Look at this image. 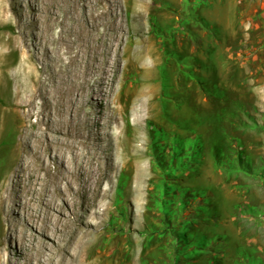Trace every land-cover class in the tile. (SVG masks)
Masks as SVG:
<instances>
[{
  "label": "rangeland",
  "instance_id": "1",
  "mask_svg": "<svg viewBox=\"0 0 264 264\" xmlns=\"http://www.w3.org/2000/svg\"><path fill=\"white\" fill-rule=\"evenodd\" d=\"M38 1L47 11L49 0L28 8L0 0V38H26L25 50L47 75L59 69L43 58L60 28L50 29L49 12L31 9ZM76 1L86 11V53L77 64L97 76L84 99L75 90L63 104L51 88L33 89L34 104L16 114L25 116L16 128L26 133L16 137L2 129L17 106H7L0 83V187L15 150H24L27 165L9 214L16 230L7 234L0 209V264L8 257L45 264L35 245L48 237L55 253L85 223L92 231L86 264H264V0ZM2 49L11 52L0 41ZM183 58L193 64L183 66ZM176 143L182 150H173ZM237 149L253 174L241 169ZM188 150L192 158L181 161ZM52 180L62 190L53 189L43 232L27 216L44 217L29 185Z\"/></svg>",
  "mask_w": 264,
  "mask_h": 264
},
{
  "label": "bare ground",
  "instance_id": "2",
  "mask_svg": "<svg viewBox=\"0 0 264 264\" xmlns=\"http://www.w3.org/2000/svg\"><path fill=\"white\" fill-rule=\"evenodd\" d=\"M31 1L32 0H15L17 5L22 6L23 4H25L27 6V8L30 7V5L32 4ZM41 5H42V3L38 1V3L35 4L33 6V8H31V9L37 10V13H36L37 16L40 15L41 17L42 16L46 17L47 15L44 16L45 15L44 13L49 12L50 13L49 22H51V28L50 29L56 30L57 27L60 28V30L57 29L59 31H57L54 34V36H50V37H52L50 44L53 45L52 51H49L50 53L52 52L50 54L51 56L47 55L48 56L47 59L43 58V62L45 64H49L51 62L57 63L58 68H59L58 70L53 69L51 71V73L46 75L43 72V69L37 68L34 64V61H33L34 56L31 57L29 52L25 50L27 47L26 46V44H27L26 38L25 39L22 38V41H20V35L19 34L16 33L17 34L16 36L10 37L8 40L7 39L4 40L5 38L2 39V37L0 38V41L3 44V46L11 49L10 53L18 54V52H21V58L19 59V61L14 62L12 57H10L9 52L4 51L3 49L0 50V64H1L0 65V74L2 76L1 77L2 82H0V83H1L2 89H4V91H5V100H6V103L8 104L7 106H12V105L17 106V108H14L15 109V115H13V116L12 115H6L5 119H3L2 129L7 130L6 132L9 133V135H15L16 137L22 136L23 134L26 133L24 126H22V127L17 126V128H16V122L17 121L22 122V120H25V116L24 115H16V114H18L19 111H25V108L27 106L34 104L35 96L33 95L34 92L32 93L33 89H35V90L38 89L40 92H42V91H45V90H48L49 88H51L52 90H54L56 92V98H57L58 102L64 104V103H69L70 101H73L75 99V97H76L74 94L75 90L81 91V93H79L78 95L82 99H84V97L87 94V91L91 88L92 80L95 79V77H97L96 74L92 75V76L91 75L86 76V72H84V73L81 72L79 69V66L77 64L78 57L84 58V55L86 53V11L84 10L85 4H83V3L79 4L76 0H75V2L72 0H49L48 5H50V6H49L47 11H45ZM56 8L60 10V12L58 11L59 14L56 12ZM11 9H13V8H11ZM24 13H25V10L22 9V7H21V12L18 13L19 16L24 15ZM13 15H15V14H13ZM28 18H30V17H28ZM6 19H7V21L12 20V18H10V17H7ZM17 22H19V20H17ZM22 27H23V25H22ZM16 30H17V27H16ZM20 30H21V28H20ZM8 36H9V34H8ZM110 48L112 50L110 61L112 62L111 63L112 66L114 65V68H115L114 71H116L117 62H118L117 53H116V50L118 48V44H117L116 38H113V40H111ZM74 49L77 50V51L75 50L77 52L76 55H73ZM46 52H48V50ZM62 55H65L66 59H63L61 57ZM103 62L104 63L108 62V58L106 57V55L100 59V66H102L104 64ZM50 66H52V65H50ZM102 69H103L102 73L106 72L105 66ZM96 81H99V79H96ZM8 120H10V121H8ZM15 152H16V156H17L16 159L17 160H15V164H13L12 169L7 174L6 180L3 181V183L1 184V187H0V209H2L4 211L3 214L5 216V221L9 223L7 234L9 231L11 232V231L17 229V224H15V222L10 220L9 214L13 213L11 207L16 203L15 190L17 187H20L22 185V182L24 180L20 176H21L22 172L24 171V165L27 166L26 164L20 163V160L23 157L24 150H15ZM13 156H14V152H13ZM41 170L44 172L46 177L50 176L53 179H55L57 177L58 172L56 174L50 172V169H49V166L47 163H44V162L42 163ZM53 181L54 180L50 181L51 184H53V185L45 184V181H43L41 183H35L33 185H29V191L36 194L35 197H36V199H38V201H40V200L42 201L41 204H42V208H43L42 210H43L44 217L42 215L43 218L38 219L39 221H34L35 219H34V217H32L31 214H30V216L27 214V216L29 217L31 223L38 225L40 227L39 229H41L43 232L48 230L49 229L48 226L50 225V224L48 225V223H46V218L48 217V214H49L48 209L50 208V204H51L50 203L51 195H53V193H54L53 189L54 188L55 189H61L59 182L54 183ZM38 185H40V186H38ZM61 211H63V210H61ZM53 217H54V215H53ZM83 220H84V218H83ZM62 222H64V221H62ZM50 223H51V221H50ZM89 224L85 223L84 228L77 229L75 231L74 235L72 236L71 240L65 242L64 244H59L58 249L55 253H53L50 250L52 248L51 243H49L50 239L48 237H45V241L39 242L34 247L35 248L34 250L36 253V259L38 261H43L45 264H86V245L88 243L87 239L92 235L91 229L86 228V227H90ZM66 227H67V225H66ZM72 228H73V226H72ZM22 229H24V228H22ZM60 229H61V227H60ZM62 229H63V227H62ZM51 237H53V236H51ZM16 238H19V236ZM20 239L22 241V244H24V245H26V242L29 241L28 235H26V233H23L20 236ZM28 245H29V243H28ZM90 245H92V244H90ZM31 246L33 247V245H31ZM29 251H30V249H29ZM19 255L21 257V256H23V253L21 252V253H19ZM32 255H31V257H32ZM1 256H2V254H1ZM6 260L5 261L7 264H21V261L19 260V262H17L14 257H10V258L8 257V258H6ZM32 260H33V258H32ZM27 261L29 262V260H27ZM6 263H4V264H6Z\"/></svg>",
  "mask_w": 264,
  "mask_h": 264
},
{
  "label": "trees",
  "instance_id": "3",
  "mask_svg": "<svg viewBox=\"0 0 264 264\" xmlns=\"http://www.w3.org/2000/svg\"><path fill=\"white\" fill-rule=\"evenodd\" d=\"M206 1H208V0H201L200 2H201V3H202V2L205 3ZM207 25H208V24H207ZM172 57L175 58V59H179L177 55L175 56V54H173ZM181 63H182L183 66H188V65H190V64H193V63H192V60H191L190 58H183V60L181 61ZM174 141H177V140L175 139ZM159 143H160V142L158 141L157 144H159ZM172 148H173L174 151L182 150V149H181V146H180L178 143L173 144V145H172ZM188 151H189V154H183V155L181 156V161H186L187 159L189 160V159L192 158L193 150H188ZM236 155H237V159H238V163H239V165H242V166H241V167H242L241 169H243L244 171H247V173L253 174V172L251 171V165H252V164H244V153H243L242 151H240L239 149H237V150H236ZM242 161H243V162H242ZM257 161H259V159H257ZM181 163H182V162H181ZM183 163H184V162H183ZM243 164H244V165H243ZM182 167H183L182 164H180V165H176V166L170 164V165L167 167V169H170L171 171H173V170H176V169L178 170V169H180V168H182ZM183 231H184V230H181V232H180V233H182L181 235H185V233H184Z\"/></svg>",
  "mask_w": 264,
  "mask_h": 264
}]
</instances>
